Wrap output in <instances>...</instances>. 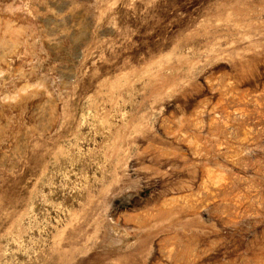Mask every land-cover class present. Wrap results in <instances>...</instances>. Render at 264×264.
Masks as SVG:
<instances>
[{
  "label": "rangeland",
  "instance_id": "obj_1",
  "mask_svg": "<svg viewBox=\"0 0 264 264\" xmlns=\"http://www.w3.org/2000/svg\"><path fill=\"white\" fill-rule=\"evenodd\" d=\"M0 264H264V0H0Z\"/></svg>",
  "mask_w": 264,
  "mask_h": 264
}]
</instances>
